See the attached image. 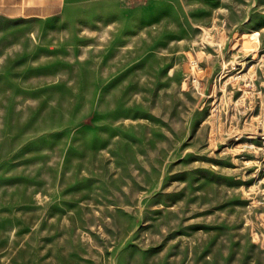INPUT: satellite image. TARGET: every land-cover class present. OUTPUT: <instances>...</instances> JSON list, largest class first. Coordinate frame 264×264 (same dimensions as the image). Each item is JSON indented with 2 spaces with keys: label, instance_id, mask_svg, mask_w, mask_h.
<instances>
[{
  "label": "rangeland",
  "instance_id": "obj_1",
  "mask_svg": "<svg viewBox=\"0 0 264 264\" xmlns=\"http://www.w3.org/2000/svg\"><path fill=\"white\" fill-rule=\"evenodd\" d=\"M27 3L0 264H264V0Z\"/></svg>",
  "mask_w": 264,
  "mask_h": 264
},
{
  "label": "crops",
  "instance_id": "obj_2",
  "mask_svg": "<svg viewBox=\"0 0 264 264\" xmlns=\"http://www.w3.org/2000/svg\"><path fill=\"white\" fill-rule=\"evenodd\" d=\"M27 5V0H23L22 4L21 2L18 4L17 0H0V26H2V20H5V26H17L18 21L19 23H30L27 17L18 18L17 16V8Z\"/></svg>",
  "mask_w": 264,
  "mask_h": 264
}]
</instances>
